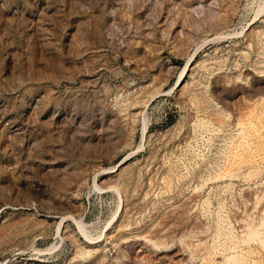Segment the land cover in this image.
<instances>
[{"label": "rangeland", "instance_id": "374dc122", "mask_svg": "<svg viewBox=\"0 0 264 264\" xmlns=\"http://www.w3.org/2000/svg\"><path fill=\"white\" fill-rule=\"evenodd\" d=\"M0 264H264V0H0Z\"/></svg>", "mask_w": 264, "mask_h": 264}, {"label": "bare ground", "instance_id": "6f19581e", "mask_svg": "<svg viewBox=\"0 0 264 264\" xmlns=\"http://www.w3.org/2000/svg\"><path fill=\"white\" fill-rule=\"evenodd\" d=\"M251 235L255 237V236H257L258 234H257V232H251Z\"/></svg>", "mask_w": 264, "mask_h": 264}]
</instances>
